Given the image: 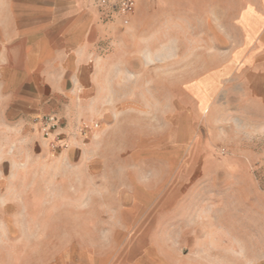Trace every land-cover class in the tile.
I'll use <instances>...</instances> for the list:
<instances>
[{"label": "rangeland", "instance_id": "rangeland-1", "mask_svg": "<svg viewBox=\"0 0 264 264\" xmlns=\"http://www.w3.org/2000/svg\"><path fill=\"white\" fill-rule=\"evenodd\" d=\"M143 5L132 30L131 17L123 24L110 15L119 24L103 62L95 127L105 161L141 162L143 176L161 174L168 192L171 177L178 178L190 214L203 229L217 226L221 244L191 249L183 264H261L264 0ZM70 178L61 193L54 183L36 187L28 211L24 201L17 219H0V264H110V187L84 183L76 206ZM116 257L168 264L152 249Z\"/></svg>", "mask_w": 264, "mask_h": 264}, {"label": "crops", "instance_id": "crops-1", "mask_svg": "<svg viewBox=\"0 0 264 264\" xmlns=\"http://www.w3.org/2000/svg\"><path fill=\"white\" fill-rule=\"evenodd\" d=\"M143 2L135 0L129 30L141 22ZM118 24L94 0H0V219H17L24 201L28 211L36 187L54 183L61 193L72 176L77 206L84 183L105 182L110 264H130L116 254L146 249L168 264H183L191 249L221 244L217 226L203 229L190 214L178 178L171 177L168 192L161 174L143 176L141 162L105 161L102 131L91 127L86 139L79 133L82 122L99 125L108 72L103 62ZM43 113L57 115L67 143L55 156L41 135Z\"/></svg>", "mask_w": 264, "mask_h": 264}, {"label": "built area", "instance_id": "built-area-1", "mask_svg": "<svg viewBox=\"0 0 264 264\" xmlns=\"http://www.w3.org/2000/svg\"><path fill=\"white\" fill-rule=\"evenodd\" d=\"M97 5L105 11L107 17L116 15L120 18L121 23H128L135 10V0H94ZM41 123L40 131L43 139L46 141L51 156L57 155L62 149L67 147L63 133L60 129V120L54 113H43L39 116ZM91 127H97L94 122L88 125L82 122L79 126V133L85 138Z\"/></svg>", "mask_w": 264, "mask_h": 264}]
</instances>
